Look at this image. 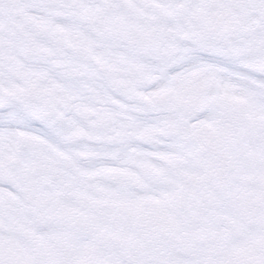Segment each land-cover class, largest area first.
<instances>
[{
    "label": "snow or ice",
    "instance_id": "snow-or-ice-1",
    "mask_svg": "<svg viewBox=\"0 0 264 264\" xmlns=\"http://www.w3.org/2000/svg\"><path fill=\"white\" fill-rule=\"evenodd\" d=\"M0 264H264V0H0Z\"/></svg>",
    "mask_w": 264,
    "mask_h": 264
}]
</instances>
